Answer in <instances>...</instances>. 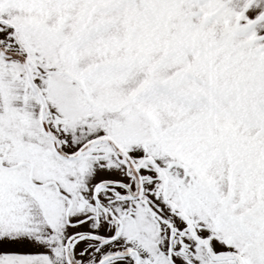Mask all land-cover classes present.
<instances>
[{"label":"snow or ice","instance_id":"snow-or-ice-1","mask_svg":"<svg viewBox=\"0 0 264 264\" xmlns=\"http://www.w3.org/2000/svg\"><path fill=\"white\" fill-rule=\"evenodd\" d=\"M0 264H264V0H0Z\"/></svg>","mask_w":264,"mask_h":264}]
</instances>
